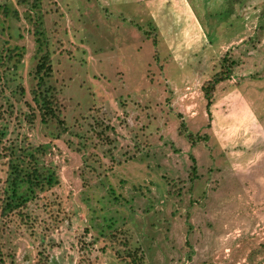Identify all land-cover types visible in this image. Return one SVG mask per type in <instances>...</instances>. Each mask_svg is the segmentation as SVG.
<instances>
[{
  "label": "rangeland",
  "instance_id": "374dc122",
  "mask_svg": "<svg viewBox=\"0 0 264 264\" xmlns=\"http://www.w3.org/2000/svg\"><path fill=\"white\" fill-rule=\"evenodd\" d=\"M32 2L0 0V264H264V0ZM36 17L66 130L33 100ZM10 161L51 176L27 217L1 215Z\"/></svg>",
  "mask_w": 264,
  "mask_h": 264
},
{
  "label": "trees",
  "instance_id": "16d2710c",
  "mask_svg": "<svg viewBox=\"0 0 264 264\" xmlns=\"http://www.w3.org/2000/svg\"><path fill=\"white\" fill-rule=\"evenodd\" d=\"M40 0H33L32 6L35 8L39 6ZM4 17L10 15V11L3 7L0 12ZM13 16H18L16 11L11 13ZM33 30L36 36V44L38 53V62L35 67L34 77L36 79V87L32 90L33 100L38 109V114L42 122L47 123L51 119H58L59 123L62 125L63 130H66L64 125V121L59 119L57 113V97L55 93L52 91V88L48 86L47 79L51 75V59L49 51L44 49L45 40H44V30L42 27L41 17H36L33 21ZM153 50H154V58L158 59V40L156 37L151 39ZM7 50L9 55L7 58L12 63V68H16L17 65L21 62L23 52L22 49L18 46L10 47L7 46ZM233 60H231L228 56H223L220 60V69L215 72L211 78L206 80L202 84V92L204 97L207 99V108L208 114H210L209 106L211 104V100L215 91L216 86L229 79L232 75L233 71ZM34 115L31 114L28 117V121L32 122L34 119ZM180 128L182 131H185L186 128L184 126L183 121H181ZM186 136L192 143L206 140L207 136H200L199 134L187 133ZM10 168L12 172L10 173V196L6 201H4L1 208V215H8V213L16 212L21 217L26 216L23 212V208L26 207L28 197L23 192L19 191L20 184L23 182H27L28 189L34 190L35 187L43 184V182L51 183V176L48 173H43L37 167H33L31 171H24L17 164L10 161ZM192 174H195V165L191 167ZM27 217V216H26ZM131 258L132 264H143V255L139 254L138 249L133 250L129 254Z\"/></svg>",
  "mask_w": 264,
  "mask_h": 264
}]
</instances>
